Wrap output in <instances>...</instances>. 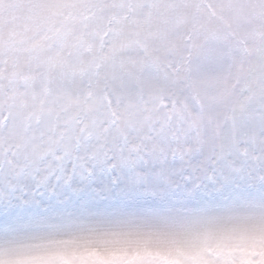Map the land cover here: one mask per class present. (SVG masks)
Masks as SVG:
<instances>
[{"label":"snow or ice","instance_id":"snow-or-ice-1","mask_svg":"<svg viewBox=\"0 0 264 264\" xmlns=\"http://www.w3.org/2000/svg\"><path fill=\"white\" fill-rule=\"evenodd\" d=\"M0 264H264V0H0Z\"/></svg>","mask_w":264,"mask_h":264}]
</instances>
